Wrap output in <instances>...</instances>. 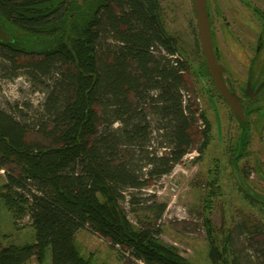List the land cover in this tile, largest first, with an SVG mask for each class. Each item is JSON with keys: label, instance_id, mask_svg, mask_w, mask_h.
<instances>
[{"label": "trees", "instance_id": "trees-1", "mask_svg": "<svg viewBox=\"0 0 264 264\" xmlns=\"http://www.w3.org/2000/svg\"><path fill=\"white\" fill-rule=\"evenodd\" d=\"M0 24L13 38L0 43L11 75L25 69L50 81L42 105L51 122L41 129L50 145L42 146L0 110V198L12 214L27 212L34 229L33 242L0 246V264H26L33 256L40 262L47 250L50 264H89L74 243L82 229L139 264H192L151 230L133 226L120 204L123 191L149 186L181 161L197 123L200 147L209 138L208 122L187 93L188 61L165 31L158 1L0 0ZM23 57L31 62L19 63ZM202 70L209 76L205 62L198 75ZM239 126L234 164L248 141ZM204 224L211 263L239 264L227 261V247L218 250Z\"/></svg>", "mask_w": 264, "mask_h": 264}, {"label": "rangeland", "instance_id": "rangeland-1", "mask_svg": "<svg viewBox=\"0 0 264 264\" xmlns=\"http://www.w3.org/2000/svg\"><path fill=\"white\" fill-rule=\"evenodd\" d=\"M157 1L165 31L177 40L182 55L188 61L187 93L208 122L209 138L207 144L200 147L199 130L202 125L197 123L192 129V148L181 161L168 174L151 181L149 186L123 191L121 207L133 226L151 230L163 244L174 247L192 264H212L204 224L206 219L217 249L221 251L227 247V261L235 258L239 264H264L261 251L264 204L247 198L236 176L245 172L243 181L246 186L264 198V113L248 116V142L243 157L234 164L230 157L231 149L241 137L242 130L239 121L212 86L206 71L202 70L203 76L197 73V68L203 67L204 58L192 1ZM208 1V8L216 7L214 14L219 17L210 30L219 61L226 68L222 76L238 89L244 83L252 56L251 52L245 51V43L255 45L259 28H255L239 4L229 9L224 0H213L215 6L210 4L211 0ZM259 2L254 4L264 10V1L261 5ZM228 17H232L234 24ZM262 48L253 61L255 69L259 66L264 68V44ZM27 62H31L28 57L19 59V63ZM5 66L8 65L0 60V110L26 125L28 142L50 145V139L41 130L44 125L47 130L51 128L50 118L42 105L50 81L34 79L25 69L15 71L12 76L8 70L10 67ZM240 92L241 89L237 91L239 95ZM258 103L263 106L264 100ZM150 145L156 148L158 141L153 139ZM9 169L15 171L13 166ZM5 177L0 169V186L6 182ZM33 239L34 229L28 213L12 214L4 199L0 198V246L23 245L33 242ZM74 243L80 257L88 260L89 264H139L87 229L75 234ZM26 264H50L49 250L42 261L38 262L33 256Z\"/></svg>", "mask_w": 264, "mask_h": 264}, {"label": "flooded vegetation", "instance_id": "flooded-vegetation-1", "mask_svg": "<svg viewBox=\"0 0 264 264\" xmlns=\"http://www.w3.org/2000/svg\"><path fill=\"white\" fill-rule=\"evenodd\" d=\"M224 1L227 3L226 8L228 7L229 9L230 8L233 9L234 5L237 6V4H239L241 6L244 14L248 13V15L251 19L250 22L253 21L252 23L255 24L254 25L255 28L256 29L259 28L258 32H257L256 39H255V45L252 46L253 44L250 42L245 43V45H246L245 51L251 52L252 56H251V60H250L251 62L247 66V73L245 75V80H244L243 85L237 89L236 85L234 83L227 80V77L223 78L227 88L229 89V91L234 92L240 98V100L243 104L244 115L246 118V125L243 126V127H245L246 130L244 131L243 136H245V134L247 136V126H248L247 118H248V116H250L252 113H254L256 115L264 113V105L261 106L258 103L261 100H264V68L259 66L257 69H255L253 67V66H255V64L253 65V61L255 60V57L260 54V51L263 49L262 45L264 44V10H262L261 6L259 7L254 3L255 2L257 3L260 1L259 4L261 5L264 0H224ZM208 3H209V1L205 0L206 10H207L208 18H209V23H210V28H212V26L215 22V19H218L219 17L214 14L216 12V7H215V9H213V8L209 9ZM210 4H212V6H215L213 0L210 1ZM213 10H214V12H213ZM225 17H223V19H226ZM229 20H230L229 21L230 23L233 22L232 17H231V19L229 18ZM233 24H234V22H233ZM235 25H236V23H235ZM212 35L213 34L211 32V36ZM244 38H245V41H247L245 36H244ZM212 41H213V36H212ZM213 47H214L215 52H216L217 62L219 64H221L219 61L217 48H215L216 46H214V43H213ZM223 69H224L223 70V72H224L226 70V68L223 66ZM210 81H211V79H210ZM211 84L214 87L212 81H211ZM248 85H249V88L247 87ZM239 89H241V92H240L241 95H239L237 93V91ZM247 91H248V93H247ZM259 198L262 199V201L264 202V198H261V197H259Z\"/></svg>", "mask_w": 264, "mask_h": 264}, {"label": "water", "instance_id": "water-1", "mask_svg": "<svg viewBox=\"0 0 264 264\" xmlns=\"http://www.w3.org/2000/svg\"><path fill=\"white\" fill-rule=\"evenodd\" d=\"M192 9L195 15L196 27L201 47V53L204 58L209 77L216 89L218 95L228 105L233 115L237 118L241 126L246 125L243 104L240 98L227 88L223 79V66L217 62L216 52L213 47V41L210 30L209 18L206 10L205 0H191ZM13 38L3 29L0 24V43H12ZM249 88V85L247 86ZM248 93V91H247ZM241 188L253 198L262 201L254 194L244 183L239 174L236 175Z\"/></svg>", "mask_w": 264, "mask_h": 264}]
</instances>
